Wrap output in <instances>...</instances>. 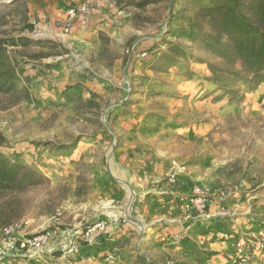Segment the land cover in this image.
<instances>
[{"label": "rangeland", "instance_id": "374dc122", "mask_svg": "<svg viewBox=\"0 0 264 264\" xmlns=\"http://www.w3.org/2000/svg\"><path fill=\"white\" fill-rule=\"evenodd\" d=\"M60 2L0 0V46L16 75L0 92L2 150L38 173L26 189L0 191V227L27 220L32 231L53 230L58 249L83 246L87 254L76 258L89 254L96 264H209L202 252L217 239L231 242L229 264H238L239 239L249 264H264L248 230L209 235L197 207L163 239L130 211L165 185L187 188L186 196L199 189L206 211L228 199L232 209L257 161L264 174V121L243 112L264 109V83L251 91L229 75L239 64L196 39L188 0ZM99 220L109 237L95 246L83 233ZM259 226L251 231L264 219ZM102 244L112 262H103Z\"/></svg>", "mask_w": 264, "mask_h": 264}, {"label": "trees", "instance_id": "16d2710c", "mask_svg": "<svg viewBox=\"0 0 264 264\" xmlns=\"http://www.w3.org/2000/svg\"><path fill=\"white\" fill-rule=\"evenodd\" d=\"M188 1L197 14L194 23L196 39L202 41L213 55L227 59L231 64H239V70L229 69L228 72L245 87L252 91L263 84L264 0ZM173 51L179 52L180 49L175 47ZM186 56L184 51L179 58ZM169 58L172 65L179 60ZM8 61L9 56L0 46V92H10L16 76L14 69L9 70ZM210 70L216 80L222 78L216 66L210 65ZM243 97L240 96V100ZM5 143V138L0 136V191H18L34 185L38 180L37 171L24 167L7 155L2 150Z\"/></svg>", "mask_w": 264, "mask_h": 264}, {"label": "crops", "instance_id": "0c3cea01", "mask_svg": "<svg viewBox=\"0 0 264 264\" xmlns=\"http://www.w3.org/2000/svg\"><path fill=\"white\" fill-rule=\"evenodd\" d=\"M82 5L85 7L86 3L83 2ZM243 112H245L244 114H250L253 118H262L264 121V109L262 110L258 107L255 109L253 107L252 109L244 110ZM125 160H127V157ZM260 162L261 161H257V164H259L257 165L258 168L253 171L252 176H254L255 179H250L249 182L243 181L240 183L239 200L234 204L235 206H233L232 209L228 208L229 199L216 202L214 205H211L210 209L205 211V213L197 216L199 217V220L196 222L197 225H206L210 230L209 235L216 234V236H219V239L224 236H226V238H232V236H234L239 230H248L247 233L244 234H251L253 232L251 230L257 226L260 227L259 225L264 219V174H262L263 171L259 169ZM258 173L260 176L256 175ZM244 186L246 189H244ZM180 189L181 190L178 191L176 188L165 185L161 191H154V193L158 195L156 199H153L152 197L143 201V199L139 198L140 206L137 209H130V211H133V215L136 214V217L134 215V217L137 218L136 221L143 225L142 227L147 231L153 229L157 234L163 233L160 235L163 239V235L167 234L166 232L174 233L180 230L181 219L183 212H185L184 204L187 201V196L183 192H185L187 188L184 189V187H181ZM236 195H238L237 191L234 192V196ZM183 198H185V200L182 201ZM249 200H252V202H249ZM251 227L252 229H250ZM109 230L104 228L105 234L101 235L103 232L101 231L100 236H98L99 239L93 240L92 243L95 241L94 245L97 246L98 241H102L103 238H108L109 236L107 234H109ZM207 237L210 238L208 235ZM83 240H85L84 236ZM230 243L231 242L225 240H209L208 245L205 247L206 252H202V259L209 264L211 262L210 260H213L211 264H229L234 261V258L230 257L227 252ZM216 244H218V246H216ZM107 247L108 245L102 244L98 249L101 251L105 250L101 253L106 254L110 251ZM78 252L80 256L87 254L83 246L78 249ZM87 256L90 255L88 254ZM24 263V260H9V264Z\"/></svg>", "mask_w": 264, "mask_h": 264}, {"label": "built area", "instance_id": "2783aa9c", "mask_svg": "<svg viewBox=\"0 0 264 264\" xmlns=\"http://www.w3.org/2000/svg\"><path fill=\"white\" fill-rule=\"evenodd\" d=\"M71 16H74V10L70 11ZM147 52L141 53L144 57ZM170 181H176L175 176H171ZM188 195L186 203L184 204V211L187 218L191 217V209L197 207L200 214L205 213L208 197L205 194L197 193ZM224 195V193H222ZM185 198L182 199V201ZM112 224L118 221L115 216L110 217ZM105 224L99 220L92 225L86 227L83 233L85 241L92 242L100 236L101 231L104 230ZM187 228H189L187 226ZM255 240L254 251L264 249V229H259L251 233ZM54 232L50 229H42L39 231H32L30 229L29 221L19 220L0 227V264H9V260H17L19 258L24 260V264H96L94 256H87L86 258L77 259L78 251H75L77 246L71 244L70 246L58 249L56 244H53ZM236 254L238 256V264H249V257L244 255L245 244L244 239H239L236 243ZM103 262H112L114 255L108 253L103 257ZM166 264H173L168 261Z\"/></svg>", "mask_w": 264, "mask_h": 264}]
</instances>
